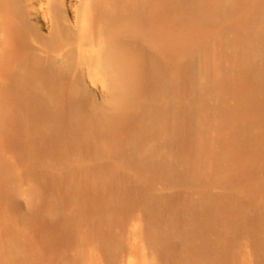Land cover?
Here are the masks:
<instances>
[{
    "label": "bare ground",
    "instance_id": "6f19581e",
    "mask_svg": "<svg viewBox=\"0 0 264 264\" xmlns=\"http://www.w3.org/2000/svg\"><path fill=\"white\" fill-rule=\"evenodd\" d=\"M0 264H264V0H0Z\"/></svg>",
    "mask_w": 264,
    "mask_h": 264
},
{
    "label": "rangeland",
    "instance_id": "374dc122",
    "mask_svg": "<svg viewBox=\"0 0 264 264\" xmlns=\"http://www.w3.org/2000/svg\"><path fill=\"white\" fill-rule=\"evenodd\" d=\"M215 226H216V229H220V231H221V229H222V222H220L218 225L215 224Z\"/></svg>",
    "mask_w": 264,
    "mask_h": 264
}]
</instances>
